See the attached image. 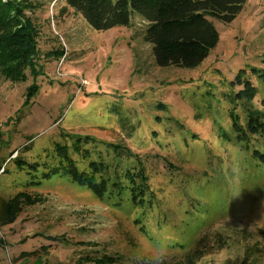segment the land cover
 Instances as JSON below:
<instances>
[{
    "label": "rangeland",
    "instance_id": "obj_1",
    "mask_svg": "<svg viewBox=\"0 0 264 264\" xmlns=\"http://www.w3.org/2000/svg\"><path fill=\"white\" fill-rule=\"evenodd\" d=\"M31 1L34 73L0 75V199L39 202L0 222V264H264V133L247 128L252 115L264 122L252 74L264 71V0L228 23L210 17L219 40L192 69L157 66L137 14L97 31L65 0ZM242 69L250 102L232 83ZM56 145L80 171L102 162L109 184L143 171L147 205L126 188L97 196L63 168L43 177L60 167Z\"/></svg>",
    "mask_w": 264,
    "mask_h": 264
},
{
    "label": "trees",
    "instance_id": "obj_2",
    "mask_svg": "<svg viewBox=\"0 0 264 264\" xmlns=\"http://www.w3.org/2000/svg\"><path fill=\"white\" fill-rule=\"evenodd\" d=\"M66 4L80 14L91 28L106 31L116 26H128L131 15L137 14L147 25L143 39L151 45V52L157 66L195 68L209 55L219 40V34L210 17L228 23L242 10L247 0H65ZM36 9L31 0H0V75L8 81L20 82L26 79V71L34 73L38 55V29L27 12ZM63 54V52H62ZM61 54V55H62ZM244 72V73H242ZM240 70L233 84L242 86L236 94L239 100H253L257 89L244 78ZM264 86V71L252 68ZM236 131L241 130L235 126ZM248 131L264 133V122L252 115ZM245 140V135H239ZM79 138H77V142ZM60 167L51 168L42 176L49 178L59 168L74 182L85 185L97 196L108 191H122L126 188L130 200L139 207L146 206L151 195L144 172L132 171L124 175L127 185L108 183L104 176L106 167L102 162H91L89 171H80L67 153L65 146L54 148ZM263 161L261 155H258ZM1 170V169H0ZM36 184L38 182H32ZM38 201L24 192H19L7 201L0 199V222L13 220L22 206L34 205ZM56 239V237H48ZM195 250L192 256H195ZM197 257V256H195ZM85 264H119L116 257L102 254L87 257Z\"/></svg>",
    "mask_w": 264,
    "mask_h": 264
},
{
    "label": "built area",
    "instance_id": "obj_3",
    "mask_svg": "<svg viewBox=\"0 0 264 264\" xmlns=\"http://www.w3.org/2000/svg\"><path fill=\"white\" fill-rule=\"evenodd\" d=\"M0 171H2V170H0Z\"/></svg>",
    "mask_w": 264,
    "mask_h": 264
}]
</instances>
